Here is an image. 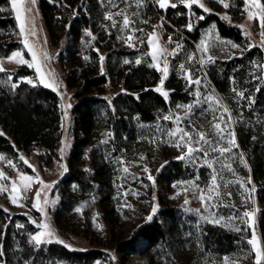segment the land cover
<instances>
[{
  "label": "trees",
  "instance_id": "trees-1",
  "mask_svg": "<svg viewBox=\"0 0 264 264\" xmlns=\"http://www.w3.org/2000/svg\"><path fill=\"white\" fill-rule=\"evenodd\" d=\"M37 1L50 44L58 47L62 40L71 42L59 53V62L64 70H68L66 83L69 89L76 90L74 99L77 100L72 108L74 143L68 160L69 174L57 186L60 203L54 213V227L61 236L82 237L92 246L109 248L111 245L99 228L98 217L94 224L92 215L85 213L90 211L92 203L85 209L86 215L76 208L95 196L99 218L110 236L115 234L117 227L124 229L121 206L112 199L121 161L130 156L134 141L146 131V125L156 124L170 107L177 102L186 103L188 98L181 80H168L165 88L170 94L166 99L156 91L159 74L155 69L147 64L131 66L124 63L126 58L135 59L138 52L121 47L113 34L108 35L100 28L103 14L99 0ZM4 4L9 3L0 0V5ZM161 14L165 17L167 30L172 33L175 29L183 30L191 43H196L200 30L212 23L216 24L223 39L243 47L246 43L239 29L228 26L215 15L208 16L191 33L183 29L188 24L184 7H170ZM236 14L232 13L233 16ZM88 30L97 33V38L83 46L85 59L76 46L82 39H88L85 34ZM17 32L11 13L0 16L1 55L7 57L19 48L15 40ZM101 53H107L103 74L100 73ZM257 65H264V50L252 47L239 57L208 66L206 76L220 93L228 90L234 77L236 87L244 90L245 96L251 94L255 99L250 108L253 117L248 124L236 128V138L250 169L251 187L255 188L257 229L264 247V78H255L264 76V72ZM33 75L24 68L0 72V132L4 133L0 136V154L15 159L19 151L30 154L39 149L42 156H47V162H51L62 137L61 100L57 93L43 86L22 81ZM9 76L13 79L9 80ZM13 83L18 86L13 88ZM120 85L126 93L117 95L111 105L99 97L109 86L115 89ZM100 132L107 142L102 145L103 161L97 162L94 147ZM189 172L181 161H172L162 168L157 183L169 185L186 179ZM199 173L193 170L191 176ZM17 222H26L27 226L15 228ZM36 231L25 216H11L0 207L3 264H96L105 260L106 255L100 250L77 252L59 243L36 246L31 242ZM248 236L162 203L157 215L151 221L141 223L127 234L126 239L123 236L116 249L128 256L143 249L155 255L157 264H225V257L229 258L227 264L233 261L246 264L254 258L247 243Z\"/></svg>",
  "mask_w": 264,
  "mask_h": 264
},
{
  "label": "rangeland",
  "instance_id": "rangeland-1",
  "mask_svg": "<svg viewBox=\"0 0 264 264\" xmlns=\"http://www.w3.org/2000/svg\"><path fill=\"white\" fill-rule=\"evenodd\" d=\"M7 1L9 3L8 5H0V8L5 9V11L0 12V16L6 17L8 13H11L15 19V13L12 11L10 0ZM175 2H177L178 6L183 7V5L179 3V0H175ZM200 2L205 4V6L211 11L205 13L198 5H193L191 12L185 8L188 17V23L190 20L193 23V29L189 32L194 33L196 29H198L200 23L206 20L208 16L215 15L223 23L231 27H236L242 32V36L246 42L244 47H247L250 41L254 42L256 45L260 44L261 29L259 27V20L257 19L254 21H249L247 19V12L245 11V8L249 7V5L245 4V0H227L230 5L228 9H225L223 5L218 2V0H200ZM99 3L101 5V11L103 14V20L101 22L100 28L104 29L108 35L113 34L117 43L121 47L127 48L130 51L138 52V54L135 56V59H125L130 61V63H127L126 65L138 66L147 64L149 66L152 64L153 66L149 67L155 69L157 72H160L157 70L156 62L152 61L151 59L152 48L147 42L148 33H153L155 31L158 39L155 40L154 43L158 52L164 48L174 49L176 47V43H169V37H171L172 41L178 42L183 46L182 49L179 50V55H176L175 57L172 55H167L166 60L161 59L159 61V66L163 67L165 62L169 63L167 78L163 84V90L168 92L167 99L169 98L170 92L165 88V85L169 79L175 78L182 81L183 90L186 92L188 102L175 103L172 107H170L166 114L160 116L156 124L146 125V131L134 141V148L130 156L126 159H123V163L121 162L120 176L113 187L114 196L112 199H116L115 202L117 201V204L121 206L122 212L120 214L122 216L124 229L120 230L117 227L114 230L115 234L110 236L109 231H106V226L99 218L100 212L95 203V196L90 199V202H83L76 208V211L79 209V213H84L85 209L89 208L91 206L90 204L92 203L90 211L88 210L85 213L92 215L94 224L98 217L99 228L104 232V236L108 237V241L111 246L109 248L96 247L92 246L89 241L83 239L82 237L73 235L61 236V234H59L54 227L53 217L60 203L57 186L59 185V182L69 174L68 160L74 143L72 108L74 104L77 103V100L74 99L76 90L69 89L67 86L66 75L68 70H64L62 68V65L59 62V53L71 42L70 40H62L58 47H54L50 44L49 34L43 22L38 1L36 0V4L31 6L33 11L27 13L26 36L29 44L33 46L37 53V62L41 66V71L38 73L35 66L29 67L28 63L20 62L23 60L31 63L32 56L28 52V49L24 46V38L19 35V22L16 19L15 21L18 32L15 40L19 43V48L14 52L19 51L21 56L12 57L14 52L7 57L0 54V66L4 68V71H15L23 68L32 71L34 75L22 79V81L26 83L31 81L32 83L29 84L43 86L59 95L63 112L62 137L51 162H47V156H42L43 152L39 149L33 150L30 154L19 151L18 156L15 159L0 154V157L3 158L0 159V171L4 172L6 176L11 178V180H14L17 186V191L13 192L11 189L10 180H0V207L11 214V216H25L28 219V223H31L37 229L34 234L44 230L38 227V225L44 223L48 224L49 229L54 234L52 243H59L56 242L57 240L63 241V243L59 244L64 246L66 244L69 246L67 247L68 249L77 252L85 253L92 250H100L104 252L106 255L105 260L98 261L96 264H157L158 260L155 255L146 253L143 249H139L135 255L128 256L119 253L116 247L122 241L123 236L124 239H126L125 237H127V234H131V232H133V230H135L141 223L149 222L147 217L152 214V207L156 206L157 212L153 216L154 218L160 210L162 203L170 207H177L186 214H193L199 220L202 219L196 214V209H200L205 217H208L210 212L214 213L217 217L223 216L225 219L221 220L219 223L212 224L221 226L235 233H238V231H235V228L237 227L244 229L243 231L239 232L248 234V239L251 238L253 228H249L240 219L229 220L228 217L230 215H239L245 210H253L255 212V223L253 227L261 242L257 229L258 207L255 201L254 193L245 191V188H252L251 184L247 183V180L250 177L249 167H245L244 164L241 163L240 154L242 152L239 150V147L233 149V153L231 154L232 158L227 161L231 164L235 175L233 172L224 169L220 172V176L223 177V180H220L218 177V183L221 185V192L224 193V203L235 205V207L219 206L210 207L208 210H205L198 199L197 190L186 183L182 184L180 182L195 180L196 184L200 185L201 188H204L210 184L212 169L209 168L207 164H205L203 167H199L193 166L186 160L176 159V157L182 155L183 151H186V149H177L168 142L169 137L167 133L170 129L176 128V124L172 121L163 120L164 115L174 114L176 116L184 117L186 112L180 106L193 104L194 107L192 109V113L189 115L188 119L184 120V122L181 124V127L187 128L190 119L195 123L199 130L205 132L209 131V122L212 120L213 113L211 111H206L201 114L202 109L207 108V105L196 104V96L194 93L197 86L192 85L190 87L188 85L185 74L179 67L181 64H184L185 69L190 68L192 70L193 79L197 77L202 78V83L199 86L201 100L203 99L204 95L214 93L215 96L219 97V99L222 101L223 105L230 109L233 117V123L231 124L230 128L231 130L235 131L236 136V128L240 125L248 124L252 119L253 114L251 113L246 100H240L239 103H237L238 98L232 91V88L236 85L231 83L230 87L225 93H220L216 91V89L213 88L211 83L208 81L206 71L208 66L216 63L217 61H227L241 56L244 51V47L238 45V48H232L231 44L234 42L223 39L220 36L215 23L209 24L208 26L201 29L199 40L196 43H191L183 33V30L175 29L173 33L167 30L166 23L163 21V19L150 12L151 6L148 0H145L144 6L140 7L139 9L136 7L135 0H127V3L131 5V7H128L127 9L128 13L131 14L137 11L139 12V15L131 17V19L135 22L132 26L135 28L144 29V32H136L133 34L134 36L140 37V40L143 41V43H140L135 39L133 41L126 42V37L129 34V30L125 29L123 32L119 30L123 17H114V19L117 21L116 27H111L112 22L105 19V15L108 11L115 13L120 9L125 8L126 4L122 2V0H116L118 7H111L108 4V0H99ZM261 3H264V0H261ZM29 6L28 0H25L23 8H27ZM167 9L163 11H167ZM252 11L257 12L258 10L252 8ZM235 12H237V14L233 16L232 13ZM225 14L228 18H223ZM201 15L205 17L203 20L198 19V17ZM144 21H148V23H144ZM156 25H160V27L155 29L154 26ZM242 25L245 27L247 32L251 33L250 37L246 38L244 31H242L240 27ZM33 28L35 35H32L29 31ZM183 29L188 31L186 27ZM89 32H91L92 36L87 34ZM85 34L87 35L88 39H82L76 46L77 50L81 53V57H85L83 46H85V44L90 45L97 38V33H93L90 30H88ZM93 36L95 37L94 40L92 39ZM202 40L206 41V43L209 45V53L215 57V62L206 61L203 68H201L198 62L199 57L201 56L199 45ZM129 43H134L135 47H129ZM259 48L264 50V47ZM45 53H47V58H45ZM106 54L107 53H101V55L104 57L102 63L100 60L101 69H103V71H100L101 74L105 72ZM193 54H195L197 60L193 61L192 63H188V57ZM10 57L11 59H8ZM137 59L141 60L140 64L135 63ZM46 84L49 86L46 87ZM157 87L159 88L161 85H158ZM125 93L126 91L123 89L122 85L116 87L115 89L109 86L107 92L99 97L106 101L108 105H111L113 99L117 95ZM99 109L100 111H103V108L99 107ZM102 141L105 140L103 133L100 132L98 138L95 141L96 143L94 147V154L98 159L97 162L103 161L101 155L103 153L102 145L104 143ZM197 155L202 156L203 154L198 153ZM217 155L218 153H211V157L213 158ZM20 157H24L28 163H25L24 160L20 159ZM141 157H144V159H141ZM172 161H181L184 166L190 169L189 176L186 179L175 181L169 185L157 183V176L161 172L162 168ZM9 162H11L14 167L9 166ZM200 163H203V161H200ZM29 164L34 166L35 171L33 170V167L29 166ZM125 166L128 168L127 172L124 171ZM144 167L149 169L148 173L143 171ZM214 167L219 170L220 164H215ZM193 170H195L196 173H200L191 176ZM201 170L205 171L201 172ZM21 174L32 177L38 175L40 180L44 182V185H50L51 187H44L37 180H32L31 183L22 182L19 179ZM149 174H151L154 180L148 179ZM197 176L199 177L198 180L195 179ZM225 181H231V183H228L227 187H224L223 185ZM238 181H242L245 187L242 188L241 183ZM186 188L188 189L187 191H185ZM37 190L40 191L39 201L35 200V194ZM228 192L232 193L231 199H228L226 195ZM13 196L17 197L16 204L11 202V198ZM186 198L190 201V203L187 205L184 203ZM45 201H48V203H45ZM36 203L39 205V210L36 207H33V204ZM213 203H215V200H213ZM186 209L188 210L186 211ZM202 221L208 222L207 220ZM248 223L251 224L252 221H249ZM17 225H22V228H24L27 226V223L17 222L15 228H18ZM44 239L47 240L48 237L46 236ZM32 243L34 244V242ZM60 264L67 263L61 262ZM230 264H232V262H230ZM246 264H255V252L253 261L247 262ZM262 264H264L263 260Z\"/></svg>",
  "mask_w": 264,
  "mask_h": 264
},
{
  "label": "snow or ice",
  "instance_id": "snow-or-ice-1",
  "mask_svg": "<svg viewBox=\"0 0 264 264\" xmlns=\"http://www.w3.org/2000/svg\"><path fill=\"white\" fill-rule=\"evenodd\" d=\"M122 2L126 4V7L120 9L119 11L115 13L108 11L105 15V19L110 20L112 22L111 27H116L117 21L114 19V17L122 16L123 17L122 24L119 30L121 32H123L125 29L129 30V34L126 37V42L133 41L135 39L136 41L143 43V41L140 40V37L133 35L136 32H144V29H139V28H135L132 26L135 22L131 19V17L139 15V12L137 11V12L129 14L127 9L128 7H131V5L127 3V0H122ZM155 2L158 4L159 8L162 10H166L169 7L177 8L178 6L175 0H155ZM218 2L221 3L225 9H228L230 6L227 0H218ZM10 3H11L12 11L15 13V19L19 22V35L24 38L23 39L24 46L25 48L28 49V52L32 56L31 63L28 61H23V60L20 62L28 63L29 67L35 66L36 71L39 73L41 71V66L37 62V53L34 50L33 46L29 44L27 36H26L27 13L33 11V8L31 6H34L36 4V0H28V4L30 6L27 8H23L25 0H10ZM135 3H136L137 9H139L140 7L144 6L145 0H135ZM179 3L182 4L184 8L188 9L189 12H191L193 5H198L205 13H208L211 11L208 7L205 6V4L201 3L200 0H179ZM108 4L111 7H118L116 0H108ZM245 4L249 5V7L245 8V11L247 12V19L249 21H254L257 19L259 20V27L261 29L260 31L261 41L259 45H256L254 42L250 41L247 48L243 50H250L252 47H258V46L264 47V3H261V0H245ZM252 8L257 9L258 11L253 12ZM3 11H5V9L0 8V12H3ZM204 18L205 17L203 15L198 17L199 20H203ZM223 18H228V17L225 14ZM144 23H148V21H144ZM159 27L160 25L154 26L155 29H158ZM240 27L242 31H244L246 38L250 37L251 33L247 32V30L245 29L243 25ZM186 28L188 29V31H191L193 29V23L191 22V20L186 25ZM29 31L31 32L32 35H35L34 28ZM87 34L89 36H92L91 32ZM147 36H148L147 42L152 48L151 59L152 61L156 62L157 70L163 73V76L160 80L161 87L157 88L156 91L161 92V94L167 99L168 92L163 90V84H164V80L167 78L169 63L165 62L163 64V67H160L159 61L161 59L166 60L167 55H172L173 57H175L176 55H179V50L182 49L183 46L178 42L172 41L171 37H169V43L170 44L176 43V47L174 49L164 48L158 52L156 49L155 43H154V41L158 39V37L155 34V31L153 33H148ZM92 39L94 40L95 37L93 36ZM128 46L135 47V44L129 43ZM231 47L235 49V48H238L239 46L233 43L231 44ZM199 51L201 52V56L199 57L198 62L201 68L204 67V64L206 63V61L215 62V57L209 53V45L206 43V41L202 40L200 42ZM44 55H45V58H47V53H45ZM20 56H21V53L19 51L14 52L12 54V57H20ZM8 59H11V57ZM85 59H87V57H85ZM100 60H101V63L104 60V57L102 55L100 56ZM195 60H197V57L195 56V54H193L188 57L187 62L192 63ZM124 63L127 64V63H130V61L125 60ZM135 63L140 64L141 60L137 59ZM149 66L151 67L153 65L150 64ZM179 67L181 71L184 72L188 85L190 87L192 85L197 86L196 91L194 93V95L196 96V104H206L207 105V108L202 109L201 114H203V112H206V111H211L213 113L212 120L209 122L210 128L208 132L199 130L196 127L195 123L190 119H189L187 128L181 127V124L184 122V120L188 119L189 115L192 113V109L194 107L193 104L180 106L186 112V115L184 117L176 116L174 114L163 116V120L172 121L173 123L176 124V128L170 129L167 133L169 137L168 142L171 143L172 146L176 147L177 149H186V151H183V154L176 157V159L186 160L187 162L191 163L193 166H199V167H203L205 166V164H207V166L212 169L210 184L205 186L204 188H201L200 185L196 184L195 180L188 181V182H180V183L182 184L186 183L197 190L198 199L200 200L202 207L205 210H208L210 207H219V206L234 208L235 205L224 203L223 201L224 193L221 192V185L218 183V177L220 180H223V177L220 176V172L223 171L224 169H227L228 171L233 172V174L235 175V172L232 169L231 164L227 162L232 158L231 154L233 153V149L239 147L236 141L235 131L231 130L230 128L231 124L233 123V117H232L231 111L227 106L223 105L222 101L219 99V97H216L214 93L204 95L203 99L201 100V93L199 91V86L202 83V78L197 77L193 79L192 70L190 68L185 69L184 64H181ZM257 67L262 72H264V65H257ZM101 70L103 71V69ZM3 71H4V68L0 66V72H3ZM255 78L262 79L264 78V76H257ZM8 79L12 80L13 77L9 76ZM29 83H32V82L29 81ZM232 83L233 85H235L234 77L232 78ZM17 86L18 85L15 83H13L12 85L13 88ZM45 86L47 87L49 85L46 84ZM232 91L235 94V96L238 98L237 103H239L240 100H246L249 108H251V106L255 104L254 97H252L251 94H249L248 96H245L244 90H240L238 87L234 86L232 88ZM256 91L259 92L260 89L257 88ZM188 129H191V130H188ZM2 135H4V133L0 132V136ZM253 139L255 140L256 137H253ZM102 142L106 143L107 141H102ZM198 153H202L203 155L202 156L197 155ZM211 153H218V155L213 158L211 157ZM0 159H3V158L0 157ZM20 159L24 160L25 163H28V161L24 157H20ZM141 159H144V157H141ZM240 159H241V163H243L245 167H248L247 162L245 161L242 153L240 154ZM200 161H203V163H200ZM121 162L123 163V161ZM215 164H220L219 170H217L214 167ZM9 166L14 167V165H12L11 162H9ZM29 166L33 167V170L35 171L34 166L30 164ZM124 171L125 172L128 171V168L126 166L124 167ZM143 171L148 173L149 169L147 167H144ZM19 179L22 182H28V183H31L32 180H37L44 187H51L50 185H44V182L40 180L38 175L35 177H32V176L21 174L19 176ZM148 179L154 180L151 174L148 175ZM195 179L198 180L199 177L197 176ZM0 180H10L12 191L13 192L17 191L16 182L14 180H11V178L6 176V174L2 171H0ZM238 182L241 183L242 188L245 187L242 181H238ZM228 183H231V181H225L223 186L227 187ZM247 183L248 184L252 183L250 177L248 178ZM187 190L188 189L186 188L185 191ZM245 191L254 192L255 188L254 187L251 189L245 188ZM226 195L228 199H231V196H232L231 192H228ZM39 198H40V191L37 190L35 194V200L39 201ZM213 200H215V203H213ZM11 202L13 204H16L17 197L13 196L11 198ZM45 203H48V201H45ZM184 203L187 205L190 203V201L186 198L184 200ZM33 207H36L39 210L38 203L33 204ZM187 210L188 209H186V211ZM77 211H79V209H77ZM156 212H157V207L153 206L152 214L147 217V220L151 221ZM195 212L197 215L200 216L202 220H207L209 223H219L221 220L225 219L223 216L217 217L214 213H211V212L209 213L208 217H205L200 209H196ZM254 216H255V212L253 210H245L239 215H230L228 219L229 220L240 219L249 228H253L251 238L247 240V243L251 245L252 251L255 252V264H262V260H264V247L261 246V242L253 227L255 223ZM249 221H252V223L249 224L248 223ZM17 227H22V225H17ZM38 227L44 230L40 231L37 234L32 235L31 242H34L36 246L42 245L44 243H52L53 242L52 238L54 234L49 229V225L44 223V224L38 225ZM243 230L244 229H241L238 227L235 228V231H238V232L243 231ZM46 236L48 237L47 240L44 239V237ZM56 242L63 243V241H59V240H57ZM65 247H69V246L65 244ZM4 255L5 253H4L3 247L2 245H0V264H3L2 258L4 257ZM228 259H229L228 257L224 258L225 264H227ZM232 264H236V261H233Z\"/></svg>",
  "mask_w": 264,
  "mask_h": 264
},
{
  "label": "built area",
  "instance_id": "built-area-1",
  "mask_svg": "<svg viewBox=\"0 0 264 264\" xmlns=\"http://www.w3.org/2000/svg\"><path fill=\"white\" fill-rule=\"evenodd\" d=\"M150 6H151V12L159 17H161L163 19V21L166 23L165 21V17L164 15H162L161 13L163 12H166V11H163L162 9L159 8L158 4L155 2V0H148ZM159 74V77H158V85H160V80L163 76V73L162 72H158ZM165 82V80H164Z\"/></svg>",
  "mask_w": 264,
  "mask_h": 264
}]
</instances>
